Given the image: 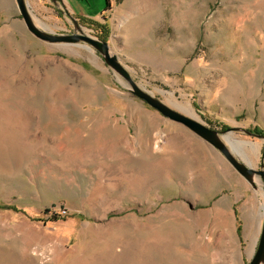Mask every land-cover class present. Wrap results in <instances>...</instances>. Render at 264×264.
Here are the masks:
<instances>
[{
	"label": "rangeland",
	"instance_id": "rangeland-1",
	"mask_svg": "<svg viewBox=\"0 0 264 264\" xmlns=\"http://www.w3.org/2000/svg\"><path fill=\"white\" fill-rule=\"evenodd\" d=\"M27 1L48 30H73L53 0ZM108 9L91 20L109 27L137 82L180 112L174 105H192L261 169L264 139L244 129L264 132V0H108ZM127 87L94 49L40 40L17 1L0 0V203L19 209H0V264H248L260 190Z\"/></svg>",
	"mask_w": 264,
	"mask_h": 264
},
{
	"label": "water",
	"instance_id": "water-1",
	"mask_svg": "<svg viewBox=\"0 0 264 264\" xmlns=\"http://www.w3.org/2000/svg\"><path fill=\"white\" fill-rule=\"evenodd\" d=\"M20 13L24 19L27 29L40 40L49 44H84L94 49L105 61L110 71L117 75L120 80L127 85L129 91L135 96L147 102L151 107L158 110L164 116L182 123L195 134L217 148L230 164L255 188L259 189L264 199V163L261 169H256L242 161L226 143L223 133L211 128L202 122L178 111L170 106L162 98L143 88L135 79L131 70L123 63L120 57L111 49L108 41L101 39L98 35L86 32L79 21L74 16L62 0H53L57 8L73 22L71 32H54L42 26L33 15L27 0H16ZM229 130L236 128L229 127ZM227 129V130H228ZM249 135L264 139V134L251 129H244ZM264 158V153H263ZM248 264H264V205L263 219L260 229V238L257 249Z\"/></svg>",
	"mask_w": 264,
	"mask_h": 264
},
{
	"label": "crops",
	"instance_id": "crops-1",
	"mask_svg": "<svg viewBox=\"0 0 264 264\" xmlns=\"http://www.w3.org/2000/svg\"><path fill=\"white\" fill-rule=\"evenodd\" d=\"M75 2V5L77 7H79V9H77L76 7L74 8V6H72V4L70 3V0H68V2L71 4L72 8H73V12L69 11L74 15L76 16L79 20L82 21V19H101L100 17L103 16L105 13L108 12V0H107V3H106V6L102 9H99V10H95L93 12H89V11H86L85 9V5L83 4L84 3V0H74Z\"/></svg>",
	"mask_w": 264,
	"mask_h": 264
},
{
	"label": "trees",
	"instance_id": "trees-1",
	"mask_svg": "<svg viewBox=\"0 0 264 264\" xmlns=\"http://www.w3.org/2000/svg\"><path fill=\"white\" fill-rule=\"evenodd\" d=\"M84 21V22H83ZM82 22L85 23L86 25L90 26L91 28L95 29L98 36L107 41L108 39V36H109V27L106 25V24H103V23H100V22H97V21H93L91 19H82ZM251 130H254V131H257L259 133H262L264 134V132L260 129H251ZM0 209H12V210H16L18 211V207L16 206H13V205H7V204H4V203H0Z\"/></svg>",
	"mask_w": 264,
	"mask_h": 264
},
{
	"label": "bare ground",
	"instance_id": "bare-ground-1",
	"mask_svg": "<svg viewBox=\"0 0 264 264\" xmlns=\"http://www.w3.org/2000/svg\"><path fill=\"white\" fill-rule=\"evenodd\" d=\"M176 106L179 110H181L182 112H184L185 114L192 116L193 118L197 117L196 111L194 110V108L192 107V105L190 104H176L174 105Z\"/></svg>",
	"mask_w": 264,
	"mask_h": 264
}]
</instances>
